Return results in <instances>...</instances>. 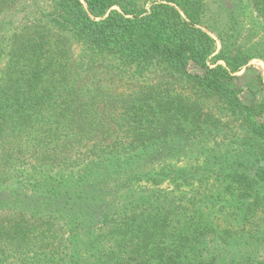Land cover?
Segmentation results:
<instances>
[{"label":"trees","instance_id":"trees-1","mask_svg":"<svg viewBox=\"0 0 264 264\" xmlns=\"http://www.w3.org/2000/svg\"><path fill=\"white\" fill-rule=\"evenodd\" d=\"M205 1L53 0L49 20L18 22L19 0H0V264H264V225L241 223L264 214L263 152H223L190 100L118 87L157 69L264 139V103L234 85L264 60L263 40L239 43L246 7L264 33V0ZM192 150L203 162L179 167ZM110 179L126 180L116 196ZM133 179L160 188L136 197ZM196 182L222 191L183 190Z\"/></svg>","mask_w":264,"mask_h":264},{"label":"rangeland","instance_id":"rangeland-1","mask_svg":"<svg viewBox=\"0 0 264 264\" xmlns=\"http://www.w3.org/2000/svg\"><path fill=\"white\" fill-rule=\"evenodd\" d=\"M132 2V4L138 5L139 4L141 6H145L147 9H150L153 3H159V2H165L166 0H126V2ZM215 0H206L205 2H207L208 4L211 3H215ZM19 5L20 7L17 10V12L19 14H14V13H9V14H13L16 15V20L18 22L20 21H28V20H33L35 18H42L45 21L49 20V15L50 13H52L53 11V0H19ZM228 4H232L229 3ZM214 9L216 8L215 6H213ZM114 10H119L118 7H114ZM243 19H241L242 25H241V37L239 40L240 44H248V43H259L263 40L264 43V33L262 30V24L261 21L257 18L256 13H254L253 9L251 7H246L245 9H243ZM22 13V14H21ZM213 37L216 38L215 35H212ZM217 39V38H216ZM218 40V39H217ZM73 43V40H69V44L71 45ZM221 42L218 40L217 41V54L221 51ZM74 49H76L75 47H73V51ZM79 52H75V54H78ZM220 64H223L222 62ZM250 67L249 71L247 72L246 69H244L242 72L238 73L237 76L241 77L242 75H245L246 73L248 74L247 77H243V79H241L240 81H236V83H234V85L240 89L242 91V99L247 102V103H264V88L263 86L259 83L258 77L262 76L263 77V81H264V60L261 58H255L253 60L250 61L249 65ZM157 69H150L147 70L145 73H143L142 75L139 76V78L133 79L132 81H130L127 85H121L120 83L118 84V87H123V90H126L127 93L131 94L134 90L136 91H140V92H146L148 94H152L154 97H158L160 93H163L165 96L164 97H168L169 95H171L174 98H177L179 96L183 97V98H178L177 102L180 101V99L182 101H189L191 103H195L198 105L199 109L203 110V120L206 119V116H209V119L211 120L210 123H213V125L217 124L219 127V134H218V140L221 141V146L222 147V151L223 152H230L233 153L235 151L240 150L241 147H243V145H241L243 142L245 143L246 147H249L252 149V152L249 153L251 157H253L254 155H256L257 153H259V157L261 158L262 156H264V139L262 138H255V136H252L250 134H248V132H246L247 137H243V135L245 134L244 132V126H240V123L236 122L233 120L232 117H225V112H223V103L221 101H219V99H215L213 97H209L207 94H205L204 92H201L198 88L194 87V85L191 84H185L183 83L182 85H176V86H171L169 84H166L168 79H165V83H160L161 78L157 77V75H159V73H152V71H155ZM194 71V70H193ZM148 72L150 73L148 75ZM163 75V72H160ZM144 76H148V77H144ZM156 78H155V77ZM133 78V77H132ZM162 81V80H161ZM112 85H117L113 80L111 81ZM144 105H148L146 102L144 103L143 101L139 100V109L140 107H142ZM119 112H123V108L119 105ZM256 121L258 123H264V114L262 115H258L256 117ZM144 126V124L139 122V127ZM247 131V130H246ZM248 138V139H247ZM216 141V140H215ZM109 144L112 145V149L116 150L118 147L120 148V145L118 146V140L115 138H110V140L108 141ZM211 145L213 146V143H211ZM205 147L208 148V145H206ZM243 151V150H240ZM237 152V153H238ZM263 152V155L261 156L260 153ZM200 152L198 151H194L192 150L190 152V161L186 160V162H182V163H178L177 165L179 167H184V166H188L191 167L192 164L195 163H202L203 162V158L202 156L199 154ZM199 157L200 161H196L197 158ZM262 159L264 160V158L262 157ZM158 162V160H156ZM177 161L175 160H171L169 162H163V163H171L173 165L176 164ZM156 163V162H155ZM153 163V164H155ZM163 165V164H162ZM161 165V166H162ZM158 167H152V171L151 169L145 170L146 174L145 178H149L150 174H154V169L156 172H159L158 170H156ZM144 170H140V173L143 172ZM150 173V174H149ZM174 175V173H173ZM164 180V178H162ZM137 182V185H134L129 187L128 189L131 190L132 189V193L131 194H135L136 197H139V187H144L146 189H151L152 191H155L158 188V184L156 186V184L152 185L151 183H147V182H142L139 184V179H133ZM110 181V185L112 187L115 188V196L118 194L117 193V189L119 187V185L121 183H123L126 180H119V181H113V180H108ZM172 180H166L165 182H163L161 184V187L163 189H165L166 191H176L179 192L174 184H172ZM201 187L200 183H195L193 186H189V188H183V190L185 191H199L201 190L205 195H215L218 193H220V189L222 191V187L216 188V187H212L211 190H205L203 189V187L201 189H199ZM145 189V190H146ZM231 195L227 194V199H231ZM116 201V200H115ZM114 201V202H115ZM219 202L218 205H216L215 207H217L216 209H219ZM130 208H132V206L130 205ZM214 209V206L213 208ZM229 212L227 209H222L221 213H226ZM244 225H247L249 227L250 230L256 229L257 225H264V214L263 213H259L258 216H256L255 218H252L249 222H246L245 220H242L241 222Z\"/></svg>","mask_w":264,"mask_h":264}]
</instances>
